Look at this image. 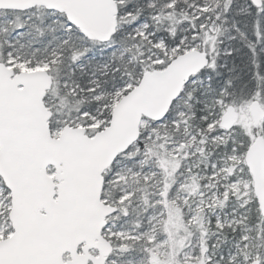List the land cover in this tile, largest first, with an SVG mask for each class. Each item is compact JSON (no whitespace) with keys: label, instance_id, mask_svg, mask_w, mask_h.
I'll return each instance as SVG.
<instances>
[{"label":"snow or ice","instance_id":"6c2138e0","mask_svg":"<svg viewBox=\"0 0 264 264\" xmlns=\"http://www.w3.org/2000/svg\"><path fill=\"white\" fill-rule=\"evenodd\" d=\"M0 264H264V0H0Z\"/></svg>","mask_w":264,"mask_h":264}]
</instances>
